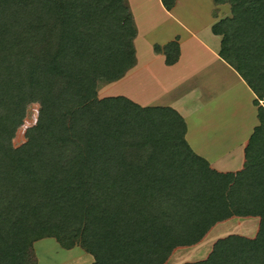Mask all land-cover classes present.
Here are the masks:
<instances>
[{
  "label": "trees",
  "instance_id": "obj_1",
  "mask_svg": "<svg viewBox=\"0 0 264 264\" xmlns=\"http://www.w3.org/2000/svg\"><path fill=\"white\" fill-rule=\"evenodd\" d=\"M213 1L231 6L213 26L220 57L256 96L259 124L235 173L191 152L172 109L92 98L98 78L116 81L134 57L122 0H0V264H36L44 238L78 245L92 264H163L248 217L259 219L254 238H220L184 264H264V0ZM32 103L36 126L14 148Z\"/></svg>",
  "mask_w": 264,
  "mask_h": 264
},
{
  "label": "crops",
  "instance_id": "obj_2",
  "mask_svg": "<svg viewBox=\"0 0 264 264\" xmlns=\"http://www.w3.org/2000/svg\"><path fill=\"white\" fill-rule=\"evenodd\" d=\"M122 1L135 32L134 57L131 66L115 81L117 97L141 108L172 109L183 120L184 140L193 154L217 172L240 171L244 150L259 121L255 94L220 57L222 37L213 32V26L231 17L230 4L175 0L167 10L161 0ZM234 219L239 218L227 222ZM242 221L251 227L248 233L252 236L247 238H254L259 219L248 217ZM213 229L198 244L176 248L186 249L185 254L192 258L182 264L208 256L207 250L204 255L197 252ZM41 241L33 244L36 264H41L37 250L46 252L47 247L57 255L61 252L64 259L71 258L63 261L66 264L93 263L79 246L63 249L53 238ZM176 249L163 264L174 263Z\"/></svg>",
  "mask_w": 264,
  "mask_h": 264
},
{
  "label": "rangeland",
  "instance_id": "obj_3",
  "mask_svg": "<svg viewBox=\"0 0 264 264\" xmlns=\"http://www.w3.org/2000/svg\"><path fill=\"white\" fill-rule=\"evenodd\" d=\"M92 94H93L92 98L94 100H102V99H106V98L117 97L116 89H115V80L114 81H106L104 79L98 78L95 82L93 89H92ZM39 109H40V107H39L38 103H32L26 107V109L24 111V116H23V119L21 122V126L19 128H17V130L15 131L14 136L11 140V144L14 148H19L26 143L27 132L33 130L36 126ZM137 121H138V119H134V122H137ZM155 124H157V123H155ZM155 124H154V126H155ZM147 125L149 126V123H147ZM162 130H163V128H162ZM155 132H158V131H154L153 133H155ZM242 219L243 218H239V219H234V220L228 221V222L226 221V222L221 223V224L220 223L216 224L214 226V229L210 233V235L207 236V239H206V242L204 243V245L201 247H198L199 250H201V251L200 252L198 251L197 253H201L202 255H204V252L207 250L208 251L207 254H209L211 251V248L209 249V247L211 246V243H214V241H216L220 238H224V237L229 236V235H238V236H244V237L245 236L248 237V235L252 236V233L251 234L248 233V231L250 230L251 227L250 226L248 227L247 223H244L245 221H242ZM249 222H250V220H249ZM253 224H254V227H257L256 223L253 222L252 225ZM252 228H253V226H252ZM38 242H42V241L39 240ZM76 246H78V245H76ZM32 249H33V245H32ZM45 251L46 252H43L40 249L37 250L39 259H41V264H62V263L66 264L63 261L71 259V258L64 259L65 256H63L61 252H59L60 254H58V255L55 254V251L52 252L50 250V247H47ZM182 252H183V254H182ZM185 252H188V251H186V249L177 250V252L175 253V255L173 256V259H172L174 261L173 264H182L185 261V259L191 258L187 254H185ZM33 253H34V250H33ZM197 253L195 254V256L198 255ZM172 254H173V252L171 253V255ZM34 257H35V263H36V259H37L36 253H34ZM201 259H203V258H198L196 260H201ZM67 264H75V263H67Z\"/></svg>",
  "mask_w": 264,
  "mask_h": 264
}]
</instances>
